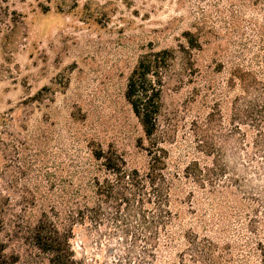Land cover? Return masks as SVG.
Wrapping results in <instances>:
<instances>
[{"label":"rangeland","instance_id":"obj_1","mask_svg":"<svg viewBox=\"0 0 264 264\" xmlns=\"http://www.w3.org/2000/svg\"><path fill=\"white\" fill-rule=\"evenodd\" d=\"M181 46L149 138L128 77L145 52ZM261 88L264 0H0V264H52L40 225L80 264H204L191 232L221 264H264V108L258 125L244 113ZM96 149L142 175L151 149L163 157L171 216L154 246L79 215L114 177Z\"/></svg>","mask_w":264,"mask_h":264},{"label":"trees","instance_id":"obj_2","mask_svg":"<svg viewBox=\"0 0 264 264\" xmlns=\"http://www.w3.org/2000/svg\"><path fill=\"white\" fill-rule=\"evenodd\" d=\"M186 38L188 48L197 46V40L190 32L186 33ZM181 48L161 50L152 48L142 54L128 77L125 98L131 104L149 138L155 135L158 126L164 78L174 64L178 52L184 53L182 59L187 63L185 57L188 51L184 46ZM258 92L263 104L259 105L258 98L249 99L247 109L244 110L247 117L249 116L257 125L261 120L254 117L253 119L251 116L254 110L264 108V88L259 89ZM236 110V117L242 118V110L239 108ZM150 154L152 161L149 171L142 175L138 169L128 168L122 157L107 156L101 149L94 150V156L97 159H104L106 169L114 177L108 176L103 182H97L99 200L97 205L88 208L87 212L79 211L81 218H90L94 222L108 220L116 225L121 223V232L124 235H131L134 247L138 240L143 239L142 236H146L149 244L154 246L157 243L156 238L158 239L160 235L159 227H166L171 216L168 208V183L161 172L162 166L165 165L164 159L155 155L152 149ZM215 191L218 190L213 189L210 192ZM146 204H151L153 210L147 209ZM44 228L40 225L36 238L42 249L52 253V264H80L72 254L69 239L58 234L54 240ZM187 239L188 250L192 251L190 254L193 258L204 264H221L213 256L217 245L208 237L200 238L196 233L191 232L187 235ZM55 241H58V249L52 244ZM142 252L146 257H154V253L148 250L142 249Z\"/></svg>","mask_w":264,"mask_h":264}]
</instances>
